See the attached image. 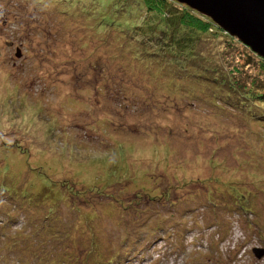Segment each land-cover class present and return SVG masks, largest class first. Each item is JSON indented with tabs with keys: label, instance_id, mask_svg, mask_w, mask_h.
Returning <instances> with one entry per match:
<instances>
[{
	"label": "rangeland",
	"instance_id": "obj_1",
	"mask_svg": "<svg viewBox=\"0 0 264 264\" xmlns=\"http://www.w3.org/2000/svg\"><path fill=\"white\" fill-rule=\"evenodd\" d=\"M142 1L0 0V264H264V105L221 91L263 59L184 64Z\"/></svg>",
	"mask_w": 264,
	"mask_h": 264
},
{
	"label": "trees",
	"instance_id": "obj_2",
	"mask_svg": "<svg viewBox=\"0 0 264 264\" xmlns=\"http://www.w3.org/2000/svg\"><path fill=\"white\" fill-rule=\"evenodd\" d=\"M145 6L147 19L136 29L138 35L143 36L155 41H162V51L170 56H175L183 59V63L186 64L187 60H194L196 55L194 54V44L198 42V39L202 34L209 35L211 32H215L221 35H225L221 30L216 27L209 19L198 15L196 12L190 10L186 6H178L177 3L172 0H143L141 2ZM175 6V7H174ZM117 24V23H116ZM119 26V24H117ZM120 29V28H119ZM140 29V30H139ZM159 32V34H157ZM135 35V34H134ZM134 37V36H132ZM164 37V39H162ZM166 40V41H165ZM177 57V59H179ZM262 59V58H261ZM180 61V60H179ZM264 62V60H262ZM182 63V64H183ZM185 69H189L190 67ZM207 74L195 75V77H201L204 79V83L211 82L210 76L207 78ZM219 81H213L210 85H213L215 90L221 89L222 85ZM253 86H237L235 89L221 90L226 94V103L229 107L235 109V104H241L240 106H249L250 102H258L264 105V80H261ZM227 82H225V86ZM239 92L240 99L235 104H230L227 98L237 95ZM238 98V97H237ZM260 118V117H258ZM260 119H264L263 117ZM259 121V120H258ZM63 183H60V187ZM70 195V194H67ZM75 198H78L76 194Z\"/></svg>",
	"mask_w": 264,
	"mask_h": 264
},
{
	"label": "water",
	"instance_id": "obj_3",
	"mask_svg": "<svg viewBox=\"0 0 264 264\" xmlns=\"http://www.w3.org/2000/svg\"><path fill=\"white\" fill-rule=\"evenodd\" d=\"M174 1L209 19L264 60V0ZM253 252L257 259L264 255V250Z\"/></svg>",
	"mask_w": 264,
	"mask_h": 264
}]
</instances>
